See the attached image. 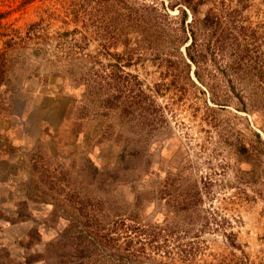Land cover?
<instances>
[{"label":"rangeland","instance_id":"374dc122","mask_svg":"<svg viewBox=\"0 0 264 264\" xmlns=\"http://www.w3.org/2000/svg\"><path fill=\"white\" fill-rule=\"evenodd\" d=\"M196 1L0 0V264H264V0Z\"/></svg>","mask_w":264,"mask_h":264},{"label":"trees","instance_id":"16d2710c","mask_svg":"<svg viewBox=\"0 0 264 264\" xmlns=\"http://www.w3.org/2000/svg\"><path fill=\"white\" fill-rule=\"evenodd\" d=\"M206 0H197L195 3H193L192 5H190V10L192 13V20L195 23V25L197 26H201L203 28L209 29L210 31H212V34H217L218 38H225L223 34V32L225 31V25H221V20L218 19V17L210 10H205L203 12L202 17H198V14L200 13V6L205 4ZM182 12V17H181V24H184V22L187 19V11L185 9H181ZM153 25L151 23H148V27L150 29H153ZM154 31V30H153ZM191 33L187 36L185 35V37L182 39V43H186L189 40V44L186 45V57L189 59L188 63H185L187 66H189L191 63L194 64L195 68L193 70V74L195 76V78L198 81H202V77L200 76L199 72H198V66H197V60L195 58V55L190 53V48L193 47L194 45H196L195 41H196V37L193 31H190ZM141 36V35H140ZM140 36L137 37H133V36H128L125 35L124 39H123V46H124V50L121 53H117L116 54V58H122L123 56L126 57V65L129 64V59L132 53L130 47L133 49V46H135L134 44L139 45L140 40L142 39ZM235 36V35H232ZM236 38V37H235ZM62 43H67V39H66V33H64L63 35H61L60 37V44ZM2 54V53H0ZM5 54V53H4ZM247 67L249 68V66L247 65ZM246 67V70H250V68L248 69ZM119 72V69L117 70ZM130 73H126L122 75V73H119V75H117L118 78H122L124 80H128L129 79V75ZM128 76V77H127ZM174 81H180V74H176L174 73ZM191 81V80H190ZM220 104V103H219ZM222 104V103H221Z\"/></svg>","mask_w":264,"mask_h":264}]
</instances>
